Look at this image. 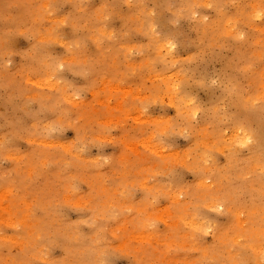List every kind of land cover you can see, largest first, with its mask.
Returning <instances> with one entry per match:
<instances>
[{"label":"rangeland","instance_id":"374dc122","mask_svg":"<svg viewBox=\"0 0 264 264\" xmlns=\"http://www.w3.org/2000/svg\"><path fill=\"white\" fill-rule=\"evenodd\" d=\"M0 264H264V0H0Z\"/></svg>","mask_w":264,"mask_h":264}]
</instances>
